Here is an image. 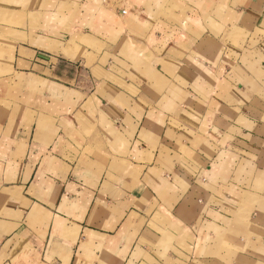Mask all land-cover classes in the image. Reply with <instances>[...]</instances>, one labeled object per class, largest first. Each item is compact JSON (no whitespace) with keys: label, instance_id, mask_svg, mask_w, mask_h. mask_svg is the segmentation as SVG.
<instances>
[{"label":"crops","instance_id":"0c3cea01","mask_svg":"<svg viewBox=\"0 0 264 264\" xmlns=\"http://www.w3.org/2000/svg\"><path fill=\"white\" fill-rule=\"evenodd\" d=\"M0 264H264V0H0Z\"/></svg>","mask_w":264,"mask_h":264}]
</instances>
